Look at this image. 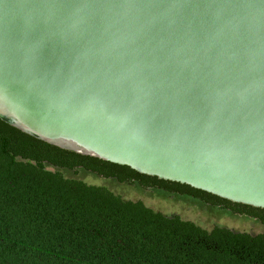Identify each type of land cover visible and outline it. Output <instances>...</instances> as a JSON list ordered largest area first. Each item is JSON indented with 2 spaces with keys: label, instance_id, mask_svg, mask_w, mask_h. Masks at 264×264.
Masks as SVG:
<instances>
[{
  "label": "water",
  "instance_id": "1",
  "mask_svg": "<svg viewBox=\"0 0 264 264\" xmlns=\"http://www.w3.org/2000/svg\"><path fill=\"white\" fill-rule=\"evenodd\" d=\"M0 118L264 208V0H0Z\"/></svg>",
  "mask_w": 264,
  "mask_h": 264
},
{
  "label": "trees",
  "instance_id": "2",
  "mask_svg": "<svg viewBox=\"0 0 264 264\" xmlns=\"http://www.w3.org/2000/svg\"><path fill=\"white\" fill-rule=\"evenodd\" d=\"M81 169L190 196L264 227V208L61 148L0 118V264H264V229L206 230L66 175Z\"/></svg>",
  "mask_w": 264,
  "mask_h": 264
},
{
  "label": "rangeland",
  "instance_id": "3",
  "mask_svg": "<svg viewBox=\"0 0 264 264\" xmlns=\"http://www.w3.org/2000/svg\"><path fill=\"white\" fill-rule=\"evenodd\" d=\"M66 175L81 179L87 184L107 186L125 200H141L154 211L165 216L177 215L181 219L191 221L206 230L219 226L235 232L257 234L264 229L263 225L253 217L232 213L229 210L203 203L190 196L142 188L129 183H120L115 179L103 178L82 169L76 174L67 171Z\"/></svg>",
  "mask_w": 264,
  "mask_h": 264
}]
</instances>
